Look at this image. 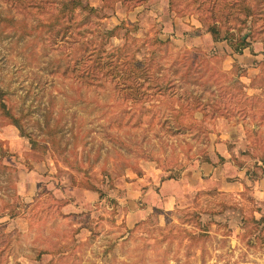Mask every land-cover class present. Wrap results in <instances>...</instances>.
<instances>
[{"label": "rangeland", "instance_id": "374dc122", "mask_svg": "<svg viewBox=\"0 0 264 264\" xmlns=\"http://www.w3.org/2000/svg\"><path fill=\"white\" fill-rule=\"evenodd\" d=\"M205 160L264 169V0H0V264L261 263L246 188L126 225Z\"/></svg>", "mask_w": 264, "mask_h": 264}, {"label": "crops", "instance_id": "0c3cea01", "mask_svg": "<svg viewBox=\"0 0 264 264\" xmlns=\"http://www.w3.org/2000/svg\"><path fill=\"white\" fill-rule=\"evenodd\" d=\"M253 165L248 162L247 166H235L229 160L222 163L205 160L193 167L191 173H185L179 178L170 177L158 182L147 181L141 185L142 187L134 183L130 186L131 190L127 192L126 205L128 208L122 215L124 221L127 226L133 225L138 220L145 218L154 208H170L184 192L212 186L219 190L235 193L246 188L252 199L250 205L253 207L254 217L256 219L264 217V169L260 168V170L253 172ZM231 174L235 177L234 179L229 178ZM92 197H95L94 193H92ZM138 198L141 200L142 206H130ZM71 203L67 202L63 209L71 206ZM74 205L76 209L81 206L75 202ZM72 209L74 208L67 211ZM262 223L264 224V218ZM260 259L262 261L259 264H264V249Z\"/></svg>", "mask_w": 264, "mask_h": 264}, {"label": "trees", "instance_id": "16d2710c", "mask_svg": "<svg viewBox=\"0 0 264 264\" xmlns=\"http://www.w3.org/2000/svg\"><path fill=\"white\" fill-rule=\"evenodd\" d=\"M76 4H77V2H76V1H73L72 4H70V5H72V6H76ZM80 6H82V5H80ZM84 7H86V6H84ZM212 32H213V34L215 33L214 30H213ZM240 44H241V42H240Z\"/></svg>", "mask_w": 264, "mask_h": 264}]
</instances>
